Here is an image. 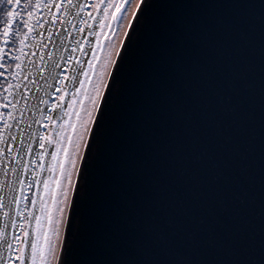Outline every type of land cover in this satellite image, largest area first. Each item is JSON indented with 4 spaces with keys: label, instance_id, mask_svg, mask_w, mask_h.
Listing matches in <instances>:
<instances>
[{
    "label": "water",
    "instance_id": "water-1",
    "mask_svg": "<svg viewBox=\"0 0 264 264\" xmlns=\"http://www.w3.org/2000/svg\"><path fill=\"white\" fill-rule=\"evenodd\" d=\"M163 51L118 122L89 264H264V0H153Z\"/></svg>",
    "mask_w": 264,
    "mask_h": 264
},
{
    "label": "snow or ice",
    "instance_id": "snow-or-ice-1",
    "mask_svg": "<svg viewBox=\"0 0 264 264\" xmlns=\"http://www.w3.org/2000/svg\"><path fill=\"white\" fill-rule=\"evenodd\" d=\"M69 7L76 8L78 13L84 12V18L79 21L81 25H88L89 20L95 24L97 17L100 24L99 30L88 29L87 36L92 39L75 41L72 54L65 59L62 53L57 57L48 48L55 24L61 21V14L64 18L69 16ZM154 7L153 0H0V77L5 78L0 84V157L7 160L5 167V159H0V171L4 175L0 180V212L13 229H20L9 240L8 224L0 228V264H89L77 256L76 250L90 243L93 220L100 211L105 172L113 167L108 156L115 147L122 110L138 83V67L151 59L154 50L163 51L155 30ZM48 24L52 27L46 29ZM38 29L47 30L49 43H43L41 31V44L30 53L32 57L39 55L40 64L30 60L29 67L25 65L28 55L25 48L34 47L27 41L30 37L36 39ZM77 31L83 33L85 27ZM70 37L71 32L65 38ZM89 49L91 59L84 67L82 60L73 54L80 52L86 57ZM45 55L51 66L45 63ZM73 62L79 66L83 79L71 76L74 92L65 109L61 102L68 95L65 84L68 75L60 70V65L75 71L71 67ZM37 76L44 81L43 87ZM57 78L58 90L63 93L58 101L33 94L35 88L36 93L43 92L45 97L50 93L55 95ZM29 98L36 101L35 105L28 104ZM48 104L53 110L63 111L67 119H63L58 130H51L55 135L32 130L29 125L38 135L29 136L26 143L24 133L20 132L18 148L17 136L12 135V130H20L24 124L25 109L38 117L32 121L37 125L44 119L49 122L61 119L54 118L51 112L45 115L40 105ZM5 132L11 145L5 139ZM36 141L41 149L37 159L48 154L44 151L46 144L54 146L55 150L50 153L53 162L46 179H36L44 167L38 165L32 169L33 180L29 181L25 177L31 160L25 162L24 158L32 156ZM41 183L43 198L36 214ZM33 185L37 194L29 197L26 189Z\"/></svg>",
    "mask_w": 264,
    "mask_h": 264
},
{
    "label": "rangeland",
    "instance_id": "rangeland-1",
    "mask_svg": "<svg viewBox=\"0 0 264 264\" xmlns=\"http://www.w3.org/2000/svg\"><path fill=\"white\" fill-rule=\"evenodd\" d=\"M80 2H83V0H80ZM88 11H93L91 8L88 9ZM69 16L67 18L63 17V14H61V21L57 22L55 24L54 27V34L51 37V42L49 43V40L47 39L48 37V32H47V28L48 27H52L51 24L46 25V29H38L37 30V34H36V39L33 40L31 37L29 38V41H27V43L29 45H33L34 47L29 49L28 47L25 48V52L28 53V55L25 57V65L31 67V65H29V61L32 60L34 61L35 65H39L40 64V60H39V55H37L36 57H32L31 56V51L34 50H38L40 44H41V38L39 33L42 31L43 35H44V40L43 43H49V48L48 51H55L56 52V56L59 57L61 55V53L64 55L65 59H67L69 54L71 53V49L75 46L74 42L77 40H82V39H92L90 37L87 36V32L88 29L90 27H95L97 30H99V24H100V18L97 17L95 24H93L92 20L88 21V25H81L79 23L80 19L84 18V12H77L76 8H72L69 7ZM93 15L95 16L96 13L93 11ZM45 18L47 19V17L45 16ZM71 25H74L75 27H72ZM80 27H85V32L83 33H78L77 29ZM71 32V37L70 38H65L67 37V34ZM93 43H94V39H93ZM65 49H67L68 51H65ZM75 56L76 59L82 60V62L84 63V67L87 66L86 61L88 59H91V50L89 49L88 55L86 57H83L81 55L80 52H76L73 54ZM7 62V61H6ZM57 62H59L57 60ZM45 63H49L47 56L45 55ZM49 66L50 63H49ZM73 69H75V71H70L69 67L61 64L60 65V70L64 71L67 73L68 75V79H66L65 84L67 85V91H68V95L66 96L65 100L61 103L64 104L65 109L68 108L69 103L72 100V94L74 92V88L72 87V84L74 83L71 80V76L73 75H77L78 79H83V76L79 75V66L75 64V62H73L72 66ZM33 70H35V68H33ZM37 79L39 80V77L37 76ZM5 78L4 77H0V84L4 83ZM49 83H53L52 81H49ZM57 85V90H56V94L52 95L51 93L49 94L48 97H45L43 92L40 93H36L35 92V88L32 89V92L34 95L39 96L41 98L44 99H51L52 101H58V98L60 95H62L63 93L59 92V83H58V78L57 81L55 82ZM39 84L41 87L44 86V81L43 80H39ZM76 87H79V84L76 83ZM36 101L32 100L31 98H29L28 100V104L30 106L35 105ZM40 107L42 109L45 110V115H47V113L51 112L54 116V118H61L59 120H54V122H49L48 120L44 119L41 121V123L39 125L34 124L32 121L34 119H37L38 117L33 116L27 109L24 110V115H25V122L24 124H22L20 126V130H17L15 128H13L12 130V135H16L17 136V142H16V146L19 148L20 144H19V136H20V132L24 133L25 136V142L27 143L28 141V137L29 136H36L38 135V133L36 131H32L35 129H39L40 131H47L52 135H55L54 133L51 132V130L53 128H56L57 130L59 129V124H61L63 122V119H67V117L65 116V113L63 111H60L59 109L53 110L51 104L48 105H40ZM29 125H31V129H29ZM5 135V139L7 140V132L4 133ZM8 145L12 144L11 140H7ZM0 147H2V145H0ZM40 147H39V141H36L35 143H33V153L31 157H27L25 156V162H28L29 160H31V163L29 164V173L28 175L25 177L27 180L32 181L33 177L31 175L32 169L33 168H37L38 165H43V169L41 170V176L36 178V179H46L49 175L48 172V168L51 166L52 164V156H51V151H54V146L45 145V149L44 151L47 152L48 154L42 158V159H37V153L40 151ZM0 159H5L4 157H0ZM5 167H7V160L5 159ZM8 180H11V172H8ZM4 179V175L3 172L0 171V180ZM40 187V197L37 199V204H36V214H39V208H40V199L43 198V184L41 183L39 185ZM26 193L29 197H36V186L33 185V187L31 189H26ZM30 206V205H29ZM24 205L21 204V210H23ZM26 215V213H25ZM5 224H8V228H7V233H8V239H11V234L15 231L17 233L20 232V229L17 227L15 229L12 228L11 224L9 221H6L3 219V214L2 212H0V228H2ZM35 224V221H33V226Z\"/></svg>",
    "mask_w": 264,
    "mask_h": 264
},
{
    "label": "trees",
    "instance_id": "trees-1",
    "mask_svg": "<svg viewBox=\"0 0 264 264\" xmlns=\"http://www.w3.org/2000/svg\"><path fill=\"white\" fill-rule=\"evenodd\" d=\"M29 41V40H28ZM30 42V41H29Z\"/></svg>",
    "mask_w": 264,
    "mask_h": 264
}]
</instances>
